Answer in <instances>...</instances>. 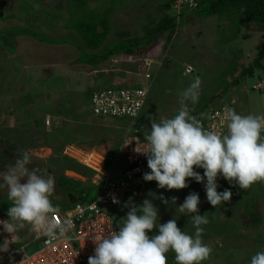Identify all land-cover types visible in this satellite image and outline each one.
I'll return each instance as SVG.
<instances>
[{
  "label": "rangeland",
  "instance_id": "1",
  "mask_svg": "<svg viewBox=\"0 0 264 264\" xmlns=\"http://www.w3.org/2000/svg\"><path fill=\"white\" fill-rule=\"evenodd\" d=\"M67 1L0 0V159L10 166L22 152L28 151L33 161L30 166L40 167L52 177L61 175L69 178L71 173L64 174V171L72 170L70 166L74 165L73 172L81 174L84 184L92 187L90 181L94 173L67 157L72 149L66 152V147L85 146L81 148L86 149L84 152L87 153L91 152L87 149L93 148L95 153L92 157L97 159L96 156L104 155L119 144L129 121L91 116L86 91L96 86H122L111 82L99 83V75L104 77L101 80L124 79L126 86L136 84L141 77L134 76L135 66L126 63V59L120 55L99 65L94 72L90 67L82 65L84 53L88 52L74 34H68L63 28ZM99 1L105 10L107 8L110 11L102 46L108 42L113 43V46L116 41L124 38H142L151 25L169 12L159 8L168 0ZM96 5V1L88 3L89 8ZM175 23L176 31L168 41L165 34L155 35L148 47L160 43L158 59H153L155 63L148 69L150 80H142L144 83L141 85L147 90L146 99L134 126L138 127L142 138L144 130H150V117L160 122L178 114V93L190 85L194 76H199L202 81L200 95L195 105L191 102L187 104L190 115L196 117L206 100L213 99L221 88L228 89L230 84L225 87V78L237 77L238 69L232 58L240 57L241 60L237 61L239 68L246 67L252 63L260 48L257 41L261 37L257 27H242L234 15L225 18L205 16L203 11L195 9L184 11ZM253 37L258 39L256 43ZM238 41L241 42L240 46ZM171 44L175 61L162 54ZM161 45H164V50ZM139 46L141 44L131 46V49ZM165 64L167 68L161 70L162 76L155 80L154 69L163 65L165 67ZM184 64L193 66L194 72L190 76L183 77L179 73ZM171 68L177 71L172 73ZM128 69V73L124 72ZM259 77L264 80V76L256 70L253 75L239 79L246 93L234 96L230 107L238 114L244 115V110L245 115L264 114L260 106L261 95L250 89ZM48 94L50 98L47 99ZM27 96L30 101H27ZM44 116H48L49 126L45 128L42 124L36 127L34 121ZM75 152L72 154L76 155ZM82 161L86 162V159ZM194 170L203 176V169ZM187 183L185 189L169 191L158 188L155 182L139 194H125L117 206L106 207L105 210L113 218L118 231L128 212L124 204L131 198L133 204L140 206L145 199H149L158 209L157 224L174 218L181 230L194 235L191 216L183 215L177 209L185 197L194 192L199 195V214L206 213L208 219L206 225H201L202 240L213 249L209 259L202 264H250L253 255L264 251V182H256L247 190H241L234 183L230 184L218 177L217 191L228 189L232 196L229 202L217 205L216 208L207 201L204 188L206 181L197 183L189 179ZM94 192L92 190L88 193L85 200H90ZM161 196L168 200L175 197L176 204H163L159 199ZM247 201H251L258 211L260 221L256 227L241 222L242 215L246 214ZM11 206L7 191L0 189L2 215L8 218L7 212ZM157 232L158 229L154 228L147 234L151 237ZM166 256L167 264H175L174 252L170 250Z\"/></svg>",
  "mask_w": 264,
  "mask_h": 264
},
{
  "label": "clouds",
  "instance_id": "2",
  "mask_svg": "<svg viewBox=\"0 0 264 264\" xmlns=\"http://www.w3.org/2000/svg\"><path fill=\"white\" fill-rule=\"evenodd\" d=\"M126 63H130L129 60ZM201 83L200 77L194 76L190 85L178 93L180 108L173 118L160 122L149 118L150 130L145 129L143 133L145 143L141 150H136V145L135 151L147 157L150 171L143 174L145 182L155 181L158 188L171 191L187 188L189 179L197 183L206 181L207 201L216 208L229 202L232 196L228 189L217 191L218 177L234 183L241 190H247L256 182H264V115H241L226 107V134L206 130L199 119L190 115L187 104L198 102ZM30 163L31 156L24 151L13 165L0 171V189L7 190L12 204L8 208V219L0 221V226L11 239L25 226H30L32 231L48 237L51 243L65 236L74 224L56 218L58 209L50 199L55 187L54 177L46 170L30 169ZM196 168L204 170L203 176L194 170ZM159 199L165 205L176 204L175 197L168 200L161 196ZM112 202L119 203L115 197ZM198 205L199 195L193 192L177 208L181 214L191 216L195 233L189 235L177 226L174 218L157 224L158 209L151 200L145 199L136 206L130 198L124 204L128 212L123 225L95 242L94 254L88 257V264H167L166 254L170 250L175 254V264H202L209 259L213 249L202 240L201 225H206L208 219L206 213L199 214ZM154 228L158 232L150 237L147 233ZM8 246L9 240L5 239L0 244V252H7ZM250 264H264V251L253 255Z\"/></svg>",
  "mask_w": 264,
  "mask_h": 264
},
{
  "label": "built area",
  "instance_id": "3",
  "mask_svg": "<svg viewBox=\"0 0 264 264\" xmlns=\"http://www.w3.org/2000/svg\"><path fill=\"white\" fill-rule=\"evenodd\" d=\"M196 1L172 0L169 13L177 19L184 11L195 9ZM152 63L155 61L143 60L142 68L137 70L138 76L140 75L144 81H149L150 75L143 69L148 68ZM192 73L191 66H183V76ZM250 89L258 91L259 94L263 93L264 80L257 79ZM146 93L147 90L143 86L134 84L97 88L88 95L87 102L91 116L100 119L123 118L129 121L119 144L104 155L96 156L97 159L92 157L95 153L93 150L87 154L77 151L76 155L72 154L74 150H71V153L67 154V157L76 159V162L94 173L90 181V185L96 188L94 195L90 200L74 203L69 209L61 210L56 207L58 209L56 218L60 221L70 220L74 227L65 236L51 243L48 237L32 231L30 226L16 233L12 239L0 226V244L5 239L9 240L8 251L0 252V264H88V257L94 254L95 242L101 236L117 231L113 218L105 210L106 207H115L119 204L113 203L112 198L115 197L120 201L125 194H139L155 183V181L143 180V174L150 171L147 167V157L135 151L136 145L138 146L136 150H141V146L145 143L134 122L144 105ZM231 105L232 101L207 107L198 119L206 130L226 134L224 109L230 108ZM47 117L43 119L45 128L49 126ZM83 158L86 162L82 161ZM7 219L0 213V221ZM31 244H35L36 248L30 254H26L25 249Z\"/></svg>",
  "mask_w": 264,
  "mask_h": 264
},
{
  "label": "trees",
  "instance_id": "4",
  "mask_svg": "<svg viewBox=\"0 0 264 264\" xmlns=\"http://www.w3.org/2000/svg\"><path fill=\"white\" fill-rule=\"evenodd\" d=\"M91 1L97 2V5L95 7L93 6L94 8H89L88 6V3ZM170 2L171 0L166 1L161 4L159 8L163 12H167ZM65 9L67 16L66 21L63 23V28L68 34H74L78 40L81 41L82 46L88 52L84 53L81 63H83L82 65L84 66L90 67L91 70H95L109 58L119 54H129L131 56L141 55L145 48L152 42L155 35L165 34L166 41H168L175 29V17L169 16L166 13L145 31L142 38H124V40H120L119 42L116 41L113 46V43H110L111 45L107 44L106 46H102L103 39L108 29L107 16L110 12L109 9L106 8L105 10L101 6L99 0H68L65 3ZM195 9L203 11L205 16L216 15L225 18L234 15L242 27L256 26L261 37L260 48H258L252 63L248 64L246 67L239 68L238 77L251 76L256 70L260 71L262 68L260 61L264 57V0H197ZM137 44H141V46L131 49V46H136ZM99 76L103 77L102 75ZM104 81L106 80L104 79ZM104 81H102V84L109 82ZM97 88L101 87H93L89 89V91H86V93L89 95ZM48 96L46 95L47 99L50 98V96ZM26 98L27 101H30L29 96ZM209 101L208 99L202 104L196 116L197 119L202 114ZM43 119L42 117L41 119L35 120L34 125L36 127L42 126ZM8 167L6 162L0 159V171H5ZM29 168L40 169V167L36 166H29ZM70 168H72V171L75 169L74 165L70 166ZM54 180V192L50 197L54 207L65 210L71 208L76 202L85 201V197L88 193L86 188L82 187L79 181L61 175L54 177ZM0 183H2V181H0ZM90 188L94 190L93 187ZM60 191L65 194L67 201L56 203L54 197L56 193ZM257 212L255 205L251 201H247L245 203L246 214L242 215L241 218L242 224L256 227L260 221Z\"/></svg>",
  "mask_w": 264,
  "mask_h": 264
},
{
  "label": "crops",
  "instance_id": "5",
  "mask_svg": "<svg viewBox=\"0 0 264 264\" xmlns=\"http://www.w3.org/2000/svg\"><path fill=\"white\" fill-rule=\"evenodd\" d=\"M158 38V37H157ZM250 38V37H249ZM254 38V40H255V43H256V40H258V39H256V37H253ZM161 42V41H160ZM258 42V44L260 43V41H257ZM107 44H109V42L107 43ZM238 46H240V44H241V42L239 43V41H238ZM150 45V44H149ZM149 45L145 48V52L143 53V54H141V55H139V56H136V57H132V56H126V55H120L121 56V58H124V59H126V60H128L129 59V62L133 65V66H135V74H134V76L136 75V76H138V71L137 70H139V69H141L142 68V65H141V63L140 62H138V61H136V60H140L141 62L143 61V60H156V59H158V51H159V49H160V43L158 44H154L153 45V47H150V48H148L149 47ZM162 46V48H163V50H164V45H161ZM258 47H260V45L258 46ZM257 47V48H258ZM148 48V50H146ZM168 52V54H166ZM241 52V51H240ZM162 54H163V56H165V55H167V57L169 56L171 59H175L174 58V55H173V53H172V44H171V46H169V47H167L166 48V50H165V52L163 53L162 52ZM172 54V55H171ZM248 57V56H247ZM111 60L113 59V57L112 58H110ZM168 59V58H167ZM232 60L235 62V67L239 70V63H237V61L238 60H241L240 59V57H237V56H235V58L233 57L232 58ZM175 61V60H174ZM262 61H263V64H261V66H262V68L260 69V73L262 74V76H264V57L261 59V63H262ZM126 62V61H125ZM137 62V63H136ZM176 63V62H175ZM185 65H188V66H191L190 64H184L183 66H185ZM164 66V65H163ZM163 66H161V67H156L155 69H154V71H155V73H154V75H153V78L155 79V80H157L159 77H161L162 76V74H163V72L161 71V70H163L164 68H167V65L165 64V67H163ZM171 67V66H170ZM192 68H193V66H191ZM149 69V68H148ZM169 69V68H168ZM172 69V73L174 72V71H177V70H175V68H171ZM194 69V68H193ZM236 70V69H235ZM92 72H94L93 70H91ZM130 71V69H128V70H125L124 72H126V73H128ZM143 71H146L147 73H148V70H147V68H144L143 69ZM193 72H194V70H193ZM237 72V77L235 78V77H232V78H225L224 79V83H225V87H226V85H229L230 84V86H227L228 87V89L227 90H223L222 88L220 89V91H218L219 93H221V94H218V92H216L215 93V95H214V98L212 99V98H210L209 100V102L207 103V105H206V108L207 107H214V106H218V105H221V104H223V103H229L230 101H232V100H234V96H242V94L243 93H246V90H245V87H243L242 88V86H243V83H240V80H241V78H239L238 77V72L239 71H236ZM179 73L181 74V76H183L182 75V72H180L179 71ZM149 75H150V73H148ZM155 76V77H154ZM188 76H190V75H188ZM139 77H140V75H139ZM184 77V76H183ZM102 78H104V77H101V78H99V83H101L102 81H104V80H101ZM240 79V80H239ZM257 79H262V78H257ZM143 79L141 78V79H138V81H137V85H142L143 83H144V81H142ZM111 82V83H114V84H117V85H122V86H126V85H124V79H121V81L120 80H115V79H112V80H106V81H104V82ZM123 81V83H121ZM152 82H153V79H152ZM97 85H99V84H97ZM229 91V92H228ZM223 94H224V97H223ZM227 94V95H226ZM263 94V95H262ZM261 95V102H260V106H261V108L264 110V92L263 93H261L260 94ZM59 103H61V102H59ZM210 103H212V104H210ZM244 115L246 114V111L244 110ZM137 120V119H136ZM73 147V148H72ZM76 147V146H75ZM74 146H72V145H70V146H67L66 148H68L67 150H66V152L67 151H69V149H72V150H77V151H79V152H81V153H83V154H87V152H84L85 150H83V148H81V147H85V146H78V148H75ZM92 151L93 150V148H90V149H87V151ZM109 151V150H108ZM75 152V151H74ZM107 152V151H106ZM71 159V158H70ZM73 162H74V160L76 161V159H71ZM31 162H33L32 161V159H31ZM77 164H80V163H78L77 162ZM31 165V163L28 165V167ZM81 165V164H80ZM8 166V165H7ZM65 172H68V173H71V175L72 176H70L69 177V179H72V180H76V181H79L81 184H82V187H84V188H86V190H87V193H90L91 191H92V189L90 188V187H88V186H86L85 184H84V178H83V176L81 175V174H79V173H77V172H73L72 170H65L64 171V174H65ZM67 178V177H66ZM94 189V188H93ZM83 195V194H82ZM54 201L55 202H59V203H61V202H65V201H67V198L65 197V194H63L61 191L60 192H57L56 193V196L54 197Z\"/></svg>",
  "mask_w": 264,
  "mask_h": 264
},
{
  "label": "water",
  "instance_id": "6",
  "mask_svg": "<svg viewBox=\"0 0 264 264\" xmlns=\"http://www.w3.org/2000/svg\"><path fill=\"white\" fill-rule=\"evenodd\" d=\"M35 244H31L30 246L26 247L25 252L26 254H30L31 252H33L35 250Z\"/></svg>",
  "mask_w": 264,
  "mask_h": 264
}]
</instances>
